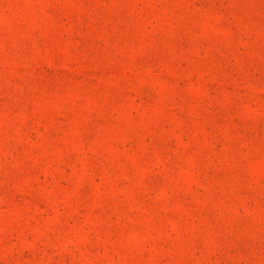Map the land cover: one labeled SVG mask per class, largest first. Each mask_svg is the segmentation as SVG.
Returning a JSON list of instances; mask_svg holds the SVG:
<instances>
[{"label": "rangeland", "instance_id": "rangeland-1", "mask_svg": "<svg viewBox=\"0 0 264 264\" xmlns=\"http://www.w3.org/2000/svg\"><path fill=\"white\" fill-rule=\"evenodd\" d=\"M0 264H264V0H0Z\"/></svg>", "mask_w": 264, "mask_h": 264}]
</instances>
